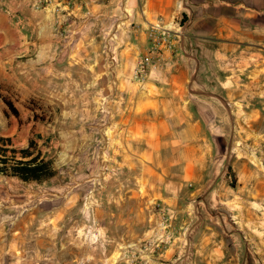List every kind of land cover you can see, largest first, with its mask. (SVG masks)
<instances>
[{"label":"crops","instance_id":"1","mask_svg":"<svg viewBox=\"0 0 264 264\" xmlns=\"http://www.w3.org/2000/svg\"><path fill=\"white\" fill-rule=\"evenodd\" d=\"M188 17L176 52L137 82L133 68L147 50V25L176 30ZM108 52H116L114 73L107 70ZM1 99L23 120L10 117L0 136L21 148L32 130L56 170L42 183L60 176L66 202L49 211L65 217L76 206L88 218L73 223L77 234L68 237L69 223L45 220L51 215L45 213L43 224L60 227L61 237L32 239L29 254L13 240L6 246L12 259L0 257V264H128L130 246L156 218L155 204L167 206L177 226L191 197L214 178L227 180L213 155L217 141L228 142L229 109L222 102L252 100L242 112L255 137L264 133V0H50L39 8L34 0H0ZM207 105L216 107L214 114ZM4 108L0 102V116ZM41 111L50 120H32ZM213 115L220 120L213 123ZM105 141L107 165L116 172L109 178L101 172ZM231 166L236 187L221 193V202H233L237 211L246 202L264 209V172L240 158ZM34 208L46 210L35 204L27 210ZM255 243L264 245V236ZM2 244L0 237V251ZM253 257L264 264V248Z\"/></svg>","mask_w":264,"mask_h":264},{"label":"rangeland","instance_id":"2","mask_svg":"<svg viewBox=\"0 0 264 264\" xmlns=\"http://www.w3.org/2000/svg\"><path fill=\"white\" fill-rule=\"evenodd\" d=\"M109 55L110 52H108L107 61ZM226 65L231 71L232 65ZM244 73L240 77L246 78ZM0 102L4 104L3 99ZM251 102L252 100L222 102V105L229 109L228 117L224 116L229 125L228 142L217 141L213 155L223 161L227 180L221 181L219 177L214 178L199 195L191 197L187 204L188 210L183 217L186 219L179 222L177 226L172 223L174 213H171L163 204H155L153 210L156 218L152 220L143 238L137 244L130 246L132 252L128 264H258V259L253 257V253L255 248L257 251L259 248H264V245L255 243L259 236H264V213H261L264 209L254 203L246 202V205L239 206L237 211L234 210L236 204L231 201L223 203L220 196L228 188L236 187L231 166L234 160L240 158L249 161L264 172V133L255 137L251 117L242 112V109L252 108ZM259 105L261 108L264 107L262 103ZM4 106V114L0 116V126L2 129H7L10 126L9 118L13 119L15 116L10 113L5 104ZM206 107L211 109L213 114L215 113L214 105ZM99 113L104 118L103 121L107 123L109 114ZM31 116L32 120L39 123L51 118L44 115L43 111L34 112ZM16 118L19 123L23 120ZM212 118L213 123L220 120V117L216 115ZM214 131L219 132L220 126H217ZM29 134V139L35 141L37 138L35 133L31 130ZM257 139H261V143ZM13 144L14 147L20 148L15 143ZM104 150L107 151V155H104ZM101 153L102 163L105 164L101 172H104L102 175L107 174L109 178V175H113L109 172V165H107L109 157L107 141L101 145ZM53 181L55 182L52 184L25 186L17 180L0 178V237L3 238L5 244L4 246L2 244L1 258L10 261L11 256L6 253V246L13 240L21 241V244L16 246L21 245L23 253L29 254L28 248L32 239L46 237L47 239L52 237L59 239L61 237L60 227L48 229L47 224H43L45 213L50 215L52 211L49 210H59L62 202H66L65 189L60 187L62 182L60 176ZM46 198L51 200H46ZM89 200L92 201V197L87 199ZM31 204L42 209L46 207V210H41V212L36 208L27 210L28 205ZM73 208V211L68 212L65 217L57 211L54 215L51 213L49 218L45 217V220L64 218L69 223L64 235L76 236L77 228H74L76 225L73 228L70 226L77 220L88 218V214L77 212L76 206ZM247 210L249 212L246 215ZM233 211H237L236 217L231 216L230 213Z\"/></svg>","mask_w":264,"mask_h":264},{"label":"built area","instance_id":"3","mask_svg":"<svg viewBox=\"0 0 264 264\" xmlns=\"http://www.w3.org/2000/svg\"><path fill=\"white\" fill-rule=\"evenodd\" d=\"M48 4H50V0H34V6L37 8ZM189 24L190 18L188 17L181 21L176 30L169 24H163L162 22H155L147 25V50L137 59L133 68V77L137 82L143 83L150 70L166 62L168 57L172 56L176 52V42L180 35V29H183ZM116 63V54L114 52H110L107 70L114 73ZM100 112L109 114L104 102L101 103ZM104 155H107V151L105 150ZM108 169L112 174L116 173L113 168L109 167ZM163 213L164 212L162 211V216Z\"/></svg>","mask_w":264,"mask_h":264},{"label":"trees","instance_id":"4","mask_svg":"<svg viewBox=\"0 0 264 264\" xmlns=\"http://www.w3.org/2000/svg\"><path fill=\"white\" fill-rule=\"evenodd\" d=\"M4 104L15 117L18 111L13 104L3 99ZM56 174L50 159H45L37 143L29 139L25 147H14L11 138L0 136V176L14 178L24 184H40Z\"/></svg>","mask_w":264,"mask_h":264}]
</instances>
